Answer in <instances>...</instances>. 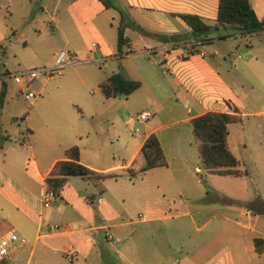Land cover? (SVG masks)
Wrapping results in <instances>:
<instances>
[{"label": "crops", "instance_id": "1", "mask_svg": "<svg viewBox=\"0 0 264 264\" xmlns=\"http://www.w3.org/2000/svg\"><path fill=\"white\" fill-rule=\"evenodd\" d=\"M20 1L0 0V40L6 31L21 33L27 25L30 2ZM249 1L256 17H264V0ZM35 4L41 18H48L32 24L26 33L36 46L35 64H50L61 47L88 56L89 60L70 67L82 69V80L92 88L88 96L76 99L73 109L47 97L31 101L32 107H38L33 110L37 125L45 131H36L28 121L29 110H24L23 133L13 129L11 137L5 135V145L0 141L4 148L0 198L16 226L0 219L18 234L22 235L17 231L22 228L32 235L24 264H264V251L256 252L252 243L253 236L264 237V213L248 208L255 198L264 201L261 178L246 176L236 155L239 148H254L258 167L252 171L264 169V126L259 122L264 117V28L240 35L216 25L217 0H117L116 7H105L100 0H36ZM117 8L126 12L125 20H132L123 29L127 41L120 53L116 52ZM112 10L117 14L115 22ZM179 12L197 14L212 27L194 36ZM20 22H26L21 29ZM45 37L46 42L40 43ZM142 51L157 56L159 65L153 61L156 65L149 70L151 60H128ZM117 59L122 75L139 84L126 95L105 97L97 83L119 71ZM100 65L108 66L106 71ZM146 69L150 77L144 75ZM13 71L4 70L1 76L10 77ZM129 98L140 101L137 112L146 109L150 115L141 122L140 132L131 130L120 150L123 156L116 159L119 135L112 119L117 116V99ZM50 104L55 108L46 109ZM176 106L181 112L172 115ZM207 110L239 117L226 124L225 137L242 171L238 175L210 172L199 164L189 119ZM127 113L122 111L123 122L133 124ZM176 121L186 125L170 126ZM151 132L166 163L147 168L158 175L138 184L124 169L139 160L138 149ZM24 137L25 144L20 142ZM70 144L77 145L82 164L115 175L97 180L68 175L43 205L44 178ZM36 149L41 159L34 157ZM195 156L194 170L208 176L184 175L185 161ZM214 173L249 179L222 180L224 176ZM71 246L75 253L68 256Z\"/></svg>", "mask_w": 264, "mask_h": 264}, {"label": "rangeland", "instance_id": "2", "mask_svg": "<svg viewBox=\"0 0 264 264\" xmlns=\"http://www.w3.org/2000/svg\"><path fill=\"white\" fill-rule=\"evenodd\" d=\"M25 1L26 0L20 1V3L21 2L24 3ZM115 1L117 0H112L114 5H115ZM29 2L30 3H29V8H28L29 9L28 13H30V15H28V19L26 21L27 25L23 27V25L26 22L22 25L21 22L23 23L25 19H22L21 17V22H20V25L18 26L19 29L23 27L22 28L23 32L21 31V33H18V31H15L11 33V32L6 31L5 37L0 40V133H2L0 137V141H2L1 143H3V145H5V141H4L5 135L9 133L8 136L11 137L12 135H10V133L13 131V129H15V133H16V130L18 132L23 133V129H22L23 120H22L21 113L24 110H29L28 121L30 122L32 121L34 123L33 125H35L36 131L38 132L39 130L42 132L45 131L42 126L37 125L38 123L37 118L33 116L34 114L33 110L38 107L37 106L32 107L31 101L35 99H40L42 97H47L51 99H56L63 104L66 103L68 107L73 109L77 105L76 99L78 97L88 96L89 94L88 89L92 88L91 83H89L88 81L82 80V69L74 70L70 67L71 65H68L63 68L62 73L59 75H54V76L48 77L47 79L44 77H39L31 81L28 84L27 88L32 90L34 93L37 92L39 87H42V89L39 92V94H36L30 100H25L21 92H19L18 85L14 83L10 77L1 76V73L4 70L13 71V70L24 69V68L31 67V66H37L35 64V61L37 58L34 57L33 52H32L33 48H35L36 46H34L28 40V38H26L27 37L26 33L27 31H31L32 24L40 25L42 21L43 22L48 21V18L47 16L45 18H41L43 16V13L40 10V8H38L37 4H35L36 0H29ZM112 12H114L113 22H115L117 21V14L114 10H112ZM226 29L232 30L230 28H226ZM134 33L139 34L135 30H134ZM22 35H24V37ZM24 38H26L27 41H24ZM143 38L144 40L147 39L146 37H143ZM46 40H47V37L41 39L40 43H45ZM128 60H133L135 62H144V61L147 62L148 60H151V62L150 61L148 62L150 63L149 68H148L149 70L152 68V66H155L156 64L159 65L157 56H155L153 53H145L144 51H142V53H138V54L128 57ZM117 61L118 62H115V64L119 63L118 70L120 72L121 62L119 59H117ZM153 61L156 62V64L153 63ZM123 62L124 60H122V63ZM73 65H76V64H73ZM100 67L102 71H106L107 69L106 67L108 66L100 65ZM148 69L145 70L144 75H147L148 77H150L151 75L148 72ZM90 72L92 73L93 69H90ZM142 90L145 91L144 89ZM162 94L163 96H165V98H167L168 90L164 89ZM121 98L123 97L121 96ZM124 105L126 106L125 108H124ZM139 105H140V101L133 99V98H129L124 102L122 101V99H117V109H116L117 116L115 115V117L112 119L113 122L111 124V126H113L116 133L119 135L118 140H117L118 151L115 156L116 159H121V157L123 156L122 154H120V150H122L124 147L125 138L126 137L128 138V136H131L130 134L131 130L135 128L136 131L138 132L141 131L140 129L141 123H136L135 121H133V124H128V123L123 122L122 119L124 116L122 114V111L123 113H126V110H127L128 111L127 116L132 115V117L134 118L135 113H137L136 111L138 109L137 107ZM45 108L52 109V108H55V105L50 104L46 106ZM172 109H173L172 115H176L181 112L180 107L176 106L175 108H172ZM155 114L157 115V113ZM121 115H122V118L120 117ZM259 122L261 125L264 126V117L263 118L261 117L259 119ZM171 124L172 125L170 126H178V127L186 125V123L180 122V121H176ZM15 133H13V135ZM22 141L25 144L26 137L20 140V142ZM20 142L16 141V144L18 145ZM3 151H4V148L0 147V159L3 158ZM35 153L36 154H34V157L41 159L42 156L38 149H36ZM236 155L239 160V165L241 167H244L247 171L246 176H260L261 189L259 191L264 192V169L262 170L259 169V172H257V174L252 171V168L258 167V164L254 162V156H255L254 148H250V147L239 148L236 150ZM169 163H171V160H169ZM185 163L187 165L183 168V173L185 176H208L203 170L201 171L194 170L193 166L195 163L197 164V156L191 157L190 159L185 161ZM139 164H140L139 160L135 161L132 164V168L136 169ZM155 172L156 171H145L144 173H135L130 176H132L131 177L132 181L138 184L140 183L145 184L149 181V176L158 175ZM125 175L128 176L127 174ZM213 176H224V177H220V178H225L222 180L238 181L241 178L249 179V177H234V176H227V175H219L215 173L213 174ZM235 187H239V185H236ZM0 218H3L6 221H8L11 225L16 226L15 224L16 221L14 217L12 216L10 212H8L4 208L1 198H0ZM17 231L25 237V242L21 246L13 249L8 255V260L5 259V262L3 261V264H24L25 263L27 253H28L26 246L30 244L32 235H29L27 231H25V229H22V228ZM11 258L13 259V262Z\"/></svg>", "mask_w": 264, "mask_h": 264}, {"label": "trees", "instance_id": "3", "mask_svg": "<svg viewBox=\"0 0 264 264\" xmlns=\"http://www.w3.org/2000/svg\"><path fill=\"white\" fill-rule=\"evenodd\" d=\"M105 7H116L112 0H100ZM119 20L116 25V52H122V46L126 44L123 29L132 20H125L126 12L117 8ZM178 16L190 27L192 35H203L212 27L204 23L197 14L179 12ZM216 25L230 28L240 35L248 34L264 28V17L258 19L249 0H217L215 12ZM135 79L124 77L121 72H111L107 77L97 83L99 91L105 97L126 95L138 86ZM236 114L207 110L194 115L189 119L191 132L201 167L210 172L219 174L238 175L242 171L236 167L237 159L226 147V124L238 120ZM140 164L136 169L128 166L124 170L130 176L142 173L147 168L164 165L166 159L156 135L149 133L138 149ZM71 174L80 175L83 178L97 180L112 173L98 172L79 161V150L76 144H70L63 149V157L56 159L48 174L44 178L45 191L56 195ZM230 200V199H227ZM252 243L256 252L264 251V237L253 236ZM3 264V261H2Z\"/></svg>", "mask_w": 264, "mask_h": 264}, {"label": "built area", "instance_id": "4", "mask_svg": "<svg viewBox=\"0 0 264 264\" xmlns=\"http://www.w3.org/2000/svg\"><path fill=\"white\" fill-rule=\"evenodd\" d=\"M93 45V43H92ZM90 58L88 56H79L77 53L67 49L66 47L59 48L53 55L52 61L48 65L31 66L24 69L16 70L8 73L14 83L21 88V94L25 100L33 98L38 92L34 93L28 87V84L39 77L48 78L54 75L62 73L63 68L68 65L77 64L83 61H87ZM150 115L149 110H140L135 116L136 123L143 122ZM135 130V128H133ZM134 133H137L135 130ZM54 196L50 191H45L42 197V204L47 205L50 198ZM144 216V214H140ZM25 238L18 234L15 230L8 227L3 219H0V264L1 260L7 255V253L22 244ZM75 248L70 247L66 250V255H74Z\"/></svg>", "mask_w": 264, "mask_h": 264}, {"label": "water", "instance_id": "5", "mask_svg": "<svg viewBox=\"0 0 264 264\" xmlns=\"http://www.w3.org/2000/svg\"><path fill=\"white\" fill-rule=\"evenodd\" d=\"M248 208L256 213H264V201L261 198H255L248 202Z\"/></svg>", "mask_w": 264, "mask_h": 264}]
</instances>
